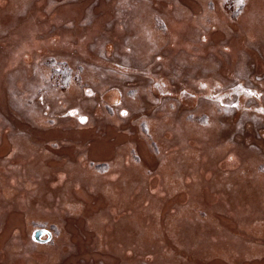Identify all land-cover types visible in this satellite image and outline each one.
Instances as JSON below:
<instances>
[{"label": "rangeland", "instance_id": "rangeland-1", "mask_svg": "<svg viewBox=\"0 0 264 264\" xmlns=\"http://www.w3.org/2000/svg\"><path fill=\"white\" fill-rule=\"evenodd\" d=\"M14 1L17 6L10 12L13 20L8 28H0V41L30 17L37 26L45 25V31L38 37L48 39L52 45L60 44L59 34H67L62 45L69 50L44 52L40 49L34 58L26 61V54L10 70L8 59H0V150L5 143L11 145L0 155V188L12 190L16 196L24 195L21 201L5 194L0 196L3 208L0 213V264H67L68 259L78 253L79 243L61 242V238L65 237L64 227L69 220L79 218L82 213L83 203L76 191L80 185H92L94 194L111 195L114 207L117 200L122 203L112 213L108 209L97 212L96 216L106 217L107 222L99 220L83 225L77 219L72 222L73 233H80L84 238L94 229L103 238L101 247L109 243L104 248L107 257L80 256V264H169L163 256H156L153 263L148 258L161 254L167 246L170 250L171 245L172 253L176 254L174 261L187 259V255L176 252L178 239L174 238L173 246L167 236L161 211L166 201L182 188L169 193L157 209L149 206L155 196L149 181L156 169L142 176L133 167L143 161L135 140L118 145L116 157L89 158L97 137L116 140L109 132L115 125V117L119 119L115 125L119 131L146 140L151 153L158 156V162L165 163L168 144L179 146L181 154L173 155L175 161L171 164L176 180L183 179L187 171L195 172L190 164L199 157L192 141L204 146L215 145L207 149L210 160L218 159V154L220 157L229 152L231 146H237L240 167L236 171H220L221 178L212 182L210 190H222L237 201L257 196L259 201L250 204L252 210L249 213L248 209L247 215L252 218L253 226L264 229L263 8L251 9L253 0H243V3L204 0V21L183 32L186 45L180 46L179 38H169L170 21L159 6L165 1L177 5L179 0ZM42 1L45 2L43 6ZM216 9L230 23L249 16L248 29L255 31V35L249 37L242 48H239L241 44L236 45L234 53L232 41L239 37V32H225L222 39H216L221 25L215 15ZM38 10L41 11L39 15L36 14ZM175 11L177 23L191 16L185 9ZM54 15L58 16L57 21L52 19ZM84 42L88 46L85 54L81 48ZM61 61L69 64L72 73L65 89L59 87L60 78L55 74ZM169 73L172 75L168 76ZM163 78L166 84L161 86L159 81ZM192 78L195 87L201 78L206 79L199 83L213 84L210 90L217 98L216 103L204 96L199 98V90L188 87L194 82ZM182 79L192 82L186 84ZM166 85L176 91L175 96L167 94ZM231 89L233 94H230ZM181 91L183 94H179ZM111 94H114V101L110 99ZM239 94L247 96L245 104L252 108L235 110L234 106L239 105L235 96ZM224 108L227 110L223 111ZM125 112L126 115L122 114ZM81 116L86 120L81 121ZM175 117L184 122L173 125L175 121L171 118ZM87 127L92 128V134L81 131ZM54 129L74 135L59 141H37L36 134ZM167 134L171 137H166ZM164 135V139L160 138ZM69 145L78 146L73 152L78 161L48 150ZM64 158L62 168L48 163L51 159ZM109 175L115 177L114 182L108 180ZM95 203L92 201L91 205ZM192 205L176 204L174 208L186 210ZM21 209L30 218L27 228H9L11 213ZM206 215V211L197 207L189 223L182 220L185 229L181 235L191 238V249L208 245L215 234L224 235L237 245L236 256L249 255V243L241 241V236L230 230H222L217 218H205ZM120 223V229L114 230ZM107 224L113 225L112 236L105 234ZM171 226L172 222L168 224L169 228ZM5 230L7 235H3ZM37 232H42L38 239ZM100 246L89 251L97 252ZM61 247L66 248L62 250ZM210 259L203 257V264H210ZM229 260L234 261L232 256Z\"/></svg>", "mask_w": 264, "mask_h": 264}, {"label": "bare ground", "instance_id": "bare-ground-1", "mask_svg": "<svg viewBox=\"0 0 264 264\" xmlns=\"http://www.w3.org/2000/svg\"><path fill=\"white\" fill-rule=\"evenodd\" d=\"M215 1V0H213ZM45 2H41V6L44 5ZM14 0H0V28H8V25L12 22L13 16L11 15V11L16 7ZM160 9L165 13L166 18L170 21V31L168 33L169 38L175 39L179 38L181 42L180 46L186 45V40L183 39V32L189 28H195L199 22L204 21L205 19V1L204 0H179L177 5L172 3L163 2V5H159ZM167 6V8H166ZM264 9V0H253V6L251 9L257 8ZM165 9L166 11H164ZM181 9H185L191 15L185 21H180L177 23L175 19V14L173 11L177 12ZM249 8L248 13L251 11ZM5 12H9L10 14H4ZM40 10L36 14H40ZM151 12L154 15V10L151 9ZM42 15V14H41ZM215 15L220 19L221 25L219 30L216 33V39H222L224 37V33L229 31H238L239 37L235 38L232 41V53L236 50V45H240L239 48L244 46V42L248 40L249 37L255 35V31H249L248 22L249 16L242 18L239 22L230 23L227 21L225 16L218 10H215ZM54 21L58 20V16L54 15L52 17ZM45 25L37 26L33 19L26 20L19 27H16L10 34L6 37H3L0 41V59L7 58L8 59V70L14 67L17 63H20L21 59L28 54L26 61L34 58L40 51L49 50H59V51H68L69 48L63 47L62 42L66 41L67 34L61 33L57 36L60 40V44L56 43L52 45L49 43L48 39L42 40L38 37L40 32L45 31ZM259 34L262 33L261 30H258ZM243 43V44H242ZM81 45L82 50L85 52L87 44ZM243 45V46H242ZM114 94H111V98L113 101L115 97H112ZM175 122L173 125H177L179 123H183L182 121H177V117L171 118ZM169 121V118H168ZM115 125L119 122L118 118H114ZM112 126L110 128V134H114L116 136L115 141H109L107 138L97 137L96 141L93 145V149L91 151L90 157H99L100 159L105 158H113L116 157L115 154L118 153L116 147L122 143L130 142L131 140H135L139 146V149L142 153L143 161L141 165H133L138 172L144 176L146 175L148 170L156 169V173H154L153 177L149 181V188L154 190L155 196L152 201L149 203L151 208L157 209L160 201L164 200L165 197L174 192L177 188H182L177 194H174L169 198L166 203L163 205V209H161L163 215V219L165 221V229L168 230L167 236L171 238V243L174 246V238L176 237L178 240L176 241L177 254H185L187 255V259L184 262L174 261L176 256L175 253H172V245L171 249L168 250L169 246L165 248L164 251H161V254L151 255L148 259L150 262L156 261V256H163L164 260L169 264L172 262H176L174 264H203V257L209 256L211 259L208 260L210 264H264V229L259 228L258 226H253L251 217L248 213H251L252 206L250 204L254 203V201H259L258 197L253 196L252 198L247 199L246 201H237L236 199H231V197L223 192L222 190L216 189L217 191H211L210 186L212 188V182L219 178L218 174L220 171L225 172L224 170H237V167H240V159L239 152L237 146H231L228 148L227 153L221 155L216 160H210L207 152V149L213 148L215 145H202L198 141L194 140L191 142L195 148L193 150L197 153L199 159L190 164V167L195 169V172L185 174L183 179L176 180L174 178L175 170L171 168V164L175 161L173 155L181 154L179 146L177 145H169L165 147L168 152L165 163L158 162L156 155L151 153L146 140L138 138V135H129L126 132L119 131L117 126ZM155 127V123L153 125ZM86 134H92L93 130L90 127L81 130ZM76 133V132H75ZM74 135V133H64L60 129H54L52 131H48L46 133H38L36 134L37 141H45V140H53L59 141L63 137H67L68 135ZM166 137H171V134H167ZM160 138H165L161 136ZM166 144V143H165ZM202 145V146H201ZM165 146V145H164ZM228 144L225 146L227 147ZM11 145L5 143L3 149L0 150V155L6 149H10ZM78 148L76 145H69L65 148H60L57 150L48 149L49 152L55 154H65L67 158L76 159V155L73 152ZM128 156V151L126 153ZM75 158V159H74ZM231 158V159H230ZM64 159L54 160L51 159L48 161L49 164L53 166H57L62 168L65 164ZM132 167V166H131ZM2 171L4 169H1ZM235 170V171H236ZM221 178V177H220ZM219 178V179H220ZM108 180L110 182L115 181V177L109 175ZM215 188V187H213ZM78 193V199L83 203V207L81 208V215L79 218H71L68 224L64 227L65 240L61 238V242L67 241H77L79 243L78 253L71 258L68 259L67 264H80L78 262V257L83 256L85 258H104L106 256V252L104 248L106 245H109L108 242L105 243L103 247L99 244H102L103 238L96 234L94 229L89 230L84 238L80 236V233H73L75 231L71 226L72 222L77 219L81 225L84 223L90 224L93 221H104L107 222V218L101 216L98 218L97 212L104 209L110 210L111 213L117 210V208L122 205L121 201L117 200L116 206L112 205L113 197L111 195L105 193L94 194V189L92 185L89 186H77L76 189ZM1 194H5L8 197L19 200L24 197L23 194L15 195V192L10 190L3 191L0 188V196ZM92 201H96L94 205H91ZM187 203H192V208L182 210L180 208H174V205L179 204L182 206ZM250 206V208H249ZM199 207L200 209L207 212L205 218H217L219 221V225L222 230H230L233 234H237L240 237V240L243 242L249 243L251 247H249V255H240L236 256L235 250L237 245L232 243V241L228 240L224 235L218 236L213 234L210 239V243L208 245L204 244L202 247H197L196 249H191L192 240L188 236H182V230L185 229L184 221H189L194 216V209ZM215 209L211 210V208ZM2 207L0 206V213L2 212ZM106 216V215H105ZM175 221H181L180 223H175ZM30 222V218L27 217L23 211V209L12 212L10 215L9 228H19L20 230H24L27 228V225ZM172 222V226L169 228L168 224ZM105 228V234L107 236H112L113 234V225L107 224ZM121 223L117 225L114 230L120 229ZM79 230H82L81 226ZM72 232V235L69 233ZM82 232V231H79ZM217 233V232H216ZM4 234H8V231L5 230ZM195 234V233H194ZM198 234V233H197ZM164 237V236H163ZM160 239H162L160 237ZM161 241H164L161 240ZM86 246V248H84ZM100 246V250L97 252H90L89 250L92 247ZM52 248H55L53 246ZM66 247H61L62 250H65ZM233 257L234 261L230 262L229 257ZM258 256H262V258H255ZM192 257V258H189ZM200 259L198 260V258ZM250 258V259H249ZM119 260V259H118ZM123 260V259H122ZM117 261V260H114ZM111 264H115L111 262Z\"/></svg>", "mask_w": 264, "mask_h": 264}, {"label": "trees", "instance_id": "trees-1", "mask_svg": "<svg viewBox=\"0 0 264 264\" xmlns=\"http://www.w3.org/2000/svg\"><path fill=\"white\" fill-rule=\"evenodd\" d=\"M225 7L228 9V7L225 5ZM229 10V9H228ZM161 24V23H160ZM89 40L90 39H88V42H89ZM87 41H86V43H88ZM86 45V44H85ZM210 46H212L211 44H209V47ZM87 48H88V46H87ZM84 52V51H83ZM86 52V51H85ZM85 52H84V54H85ZM53 60L52 59H50V62H52ZM62 63H60L59 64V69L58 68H55V74H56V76L58 77V78H60V81H59V87L60 88H62V89H65L66 87H67V84L71 81L70 79H71V77H72V73H71V67L69 66V64L66 62V61H61ZM57 71V72H56ZM170 75H172V74H168V76H170ZM205 76H207V75H205ZM225 76H229V74H226ZM233 76H236V75H233ZM208 77V76H207ZM73 79H74V77H73ZM164 79V78H163ZM163 79H161L160 81H159V84L161 85V86H163V84L165 83L166 84V78L163 80ZM192 79H194V78H192ZM202 79H206V78H201V80ZM200 80V81H201ZM225 80H227L226 78H225ZM165 81V82H164ZM182 81H183V79H182ZM194 82H193V84H189V83H191L192 81H190V82H188L187 80H184L183 82L184 83H186V84H189L188 85V87H190V88H195L196 90H199L198 91V93H200V94H198L199 95V98L200 97H202V96H204V98H206L208 101H211V102H213V103H216V97L212 94V92H211V87L213 86V84L212 83H209V82H207V83H196V87H195V79L193 80ZM163 82V83H162ZM185 84V85H186ZM170 86H171V84H170ZM169 85H166V89H165V91H168L167 92V94H174V93H176V91H173L172 89H170L169 87H170ZM184 91V90H183ZM186 91V90H185ZM188 91V90H187ZM179 94H183L182 93V91L179 93ZM174 96H175V94H174ZM246 107H249V108H252V107H250V106H246ZM223 111H224V109H222Z\"/></svg>", "mask_w": 264, "mask_h": 264}, {"label": "flooded vegetation", "instance_id": "flooded-vegetation-1", "mask_svg": "<svg viewBox=\"0 0 264 264\" xmlns=\"http://www.w3.org/2000/svg\"><path fill=\"white\" fill-rule=\"evenodd\" d=\"M230 94H233V90L232 89H231ZM235 97H236V99L239 100V105H235L234 106L235 110H241V109L245 110V108H246L245 101L247 99V96L245 94H239V95H236ZM224 110H227V109L224 108Z\"/></svg>", "mask_w": 264, "mask_h": 264}, {"label": "snow or ice", "instance_id": "snow-or-ice-1", "mask_svg": "<svg viewBox=\"0 0 264 264\" xmlns=\"http://www.w3.org/2000/svg\"><path fill=\"white\" fill-rule=\"evenodd\" d=\"M239 2L243 3V0H239ZM89 94H91V93H89ZM117 103H119V102L117 101ZM261 110L264 111V109H261ZM73 114H75V112H73ZM122 114L126 115L127 113L125 112V113H122ZM80 119H81V121H84V120H86V117L81 116Z\"/></svg>", "mask_w": 264, "mask_h": 264}, {"label": "water", "instance_id": "water-1", "mask_svg": "<svg viewBox=\"0 0 264 264\" xmlns=\"http://www.w3.org/2000/svg\"><path fill=\"white\" fill-rule=\"evenodd\" d=\"M41 235H42V232H37V233H36V238H37V239L40 238Z\"/></svg>", "mask_w": 264, "mask_h": 264}]
</instances>
